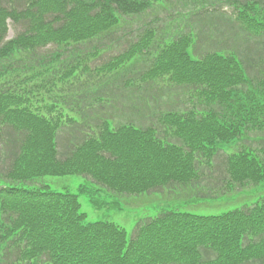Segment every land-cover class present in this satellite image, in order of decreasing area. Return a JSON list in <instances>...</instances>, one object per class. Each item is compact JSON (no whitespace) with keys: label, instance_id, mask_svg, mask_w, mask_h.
<instances>
[{"label":"trees","instance_id":"trees-1","mask_svg":"<svg viewBox=\"0 0 264 264\" xmlns=\"http://www.w3.org/2000/svg\"><path fill=\"white\" fill-rule=\"evenodd\" d=\"M157 1L0 0V264H264V202L145 218L127 240L110 223H86L76 195L43 185L45 176L82 174L91 184L78 193L101 207L95 185L198 195L204 179L206 196H219L264 184V0H189L205 2L196 18L211 22L198 27L197 61L189 40L163 48L132 24ZM8 19L20 29L11 40ZM113 40L123 49L93 65L103 57L92 44ZM36 73L39 111L12 107ZM165 83L193 91L200 109L166 97ZM234 142L237 151L218 155Z\"/></svg>","mask_w":264,"mask_h":264},{"label":"rangeland","instance_id":"rangeland-1","mask_svg":"<svg viewBox=\"0 0 264 264\" xmlns=\"http://www.w3.org/2000/svg\"><path fill=\"white\" fill-rule=\"evenodd\" d=\"M180 2V1H178ZM168 11L169 16L166 17L165 14L161 15V20L165 24H168L170 28H174L183 24V18L185 16L186 9L180 3H175V1H168ZM182 22V24H181ZM158 24V23H157ZM14 33L9 32V37H12ZM164 93H170L171 96L187 103V97L184 93V89H167L163 91ZM169 97V95H166ZM167 103L165 99H162L160 102L161 108L166 109L164 104ZM252 135H249L251 137ZM248 144V142L246 143ZM255 146L257 144L254 143ZM236 148L232 149L234 151ZM229 152V151H228ZM227 152V153H228ZM223 156V154L221 153ZM82 176H68L63 178H48L49 183L57 184V186L67 185L69 192H74L76 186L84 181ZM52 181V182H51ZM205 180L201 181V184H205ZM242 191L241 195L235 196L231 195L227 198L220 199L217 202H211L207 197L206 199H195L189 197L187 194L183 193L182 195L174 190L165 191L163 194H144L137 197H131L126 195L112 194L110 192H100L101 197L108 200L109 207H103L102 209H94L85 198H81V212L85 213L87 216L88 222L96 221H106L111 222L117 229L124 231L127 234V237L130 238L136 222L144 217L154 216L161 208L164 207L165 203L168 202L170 207L168 209H183L185 205L190 204L189 210H184L188 212L198 213L201 215H211L216 213H221L227 209H232L239 207L243 201H254L255 196H264V188L252 187ZM96 190H101L98 187ZM232 192V191H231ZM113 201H116L115 205L112 204ZM213 203V204H212ZM167 206V205H165Z\"/></svg>","mask_w":264,"mask_h":264},{"label":"bare ground","instance_id":"bare-ground-1","mask_svg":"<svg viewBox=\"0 0 264 264\" xmlns=\"http://www.w3.org/2000/svg\"><path fill=\"white\" fill-rule=\"evenodd\" d=\"M202 22L208 23V19H207V18H204V19L202 20Z\"/></svg>","mask_w":264,"mask_h":264}]
</instances>
